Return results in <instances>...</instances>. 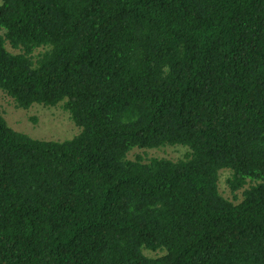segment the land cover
<instances>
[{
    "label": "trees",
    "instance_id": "trees-1",
    "mask_svg": "<svg viewBox=\"0 0 264 264\" xmlns=\"http://www.w3.org/2000/svg\"><path fill=\"white\" fill-rule=\"evenodd\" d=\"M1 96L0 264H264V0H0Z\"/></svg>",
    "mask_w": 264,
    "mask_h": 264
},
{
    "label": "rangeland",
    "instance_id": "rangeland-1",
    "mask_svg": "<svg viewBox=\"0 0 264 264\" xmlns=\"http://www.w3.org/2000/svg\"><path fill=\"white\" fill-rule=\"evenodd\" d=\"M0 113L14 130L24 133L33 139L62 141L70 139L77 133V129L71 122L69 114L62 108H45L39 105L26 110L15 108L10 100L0 97ZM181 149L168 148L165 152L154 151L152 155L178 156ZM219 188L224 197L231 198L225 179L228 171H221Z\"/></svg>",
    "mask_w": 264,
    "mask_h": 264
}]
</instances>
